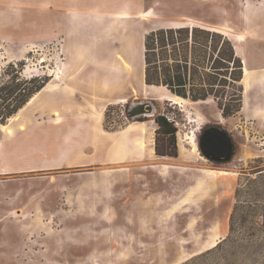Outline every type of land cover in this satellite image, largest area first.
<instances>
[{"label":"rangeland","instance_id":"374dc122","mask_svg":"<svg viewBox=\"0 0 264 264\" xmlns=\"http://www.w3.org/2000/svg\"><path fill=\"white\" fill-rule=\"evenodd\" d=\"M66 1L72 0H0V86L19 70L6 66L21 60L23 78L51 79L56 73L61 52L69 49L63 46ZM99 1L105 12L98 21L107 25L101 30L118 32L126 22L122 31L130 28L138 41L152 30L193 23L196 16L210 19V0L196 8L195 0ZM126 2L137 14L121 20L120 13H107ZM118 48V59L133 61ZM216 58L217 51L207 47L202 65L220 87L205 101L186 99L185 111L158 100L149 87L144 94L132 92L137 65L121 70L118 93L128 101L117 102L108 92L62 99L45 92L0 122V264H264L263 138L237 114L230 121L222 116L223 104L237 105L240 85L232 81L231 64L215 73L209 69ZM73 71L96 72L63 68ZM105 81L102 89L109 86ZM137 103L152 111L130 118ZM160 115L176 131L174 145L157 133L154 119ZM197 118L203 125L192 121ZM130 123L142 124L146 135L141 128L122 133ZM207 126L232 138L230 162L202 156L198 139ZM189 133L198 156L189 157ZM142 137L152 153L133 145ZM212 171L226 174L213 178ZM222 240L212 254L197 259Z\"/></svg>","mask_w":264,"mask_h":264},{"label":"crops","instance_id":"0c3cea01","mask_svg":"<svg viewBox=\"0 0 264 264\" xmlns=\"http://www.w3.org/2000/svg\"><path fill=\"white\" fill-rule=\"evenodd\" d=\"M210 19L195 17L193 23L187 22L183 27H199L204 30L213 31L227 38L235 53V56L242 63V78L239 82L241 87V108L237 116L242 121L251 125L262 136L264 145V0H210ZM201 5L202 0H195ZM67 8L64 13V44L69 47L61 52V61L57 65L56 73L51 75L47 86L49 91L43 88L39 93H50L56 98H69L77 94H98V98L104 96L105 92L111 94L119 102L124 98L120 90L122 83V72L124 68L140 65L141 71L136 82V89L144 94V36L141 34L138 41L137 33L127 28L122 31L126 22L119 24V29L104 31L101 27L107 25L100 24L98 17L104 14L102 4L99 0H72L66 1ZM91 5V6H89ZM137 11L130 3H120L115 10L108 14L120 13L121 20L134 16ZM110 24V23H109ZM108 24V25H109ZM73 29V30H72ZM72 30V31H71ZM109 33V38L106 39ZM108 37V36H107ZM123 47L125 52L132 55L133 61H123L119 58L116 50ZM93 58V59H92ZM90 70L96 72L90 75L85 72L83 75L63 72V68ZM101 70L105 75H101ZM65 74H68L64 76ZM71 74V75H70ZM104 81L109 86L100 87ZM53 82L60 87L53 88ZM65 85V87H64ZM107 90V91H106ZM38 93V94H39ZM232 117L226 118L230 121ZM250 126V127H251ZM262 141V139H261Z\"/></svg>","mask_w":264,"mask_h":264},{"label":"trees","instance_id":"16d2710c","mask_svg":"<svg viewBox=\"0 0 264 264\" xmlns=\"http://www.w3.org/2000/svg\"><path fill=\"white\" fill-rule=\"evenodd\" d=\"M212 37L210 41L207 38ZM216 37L217 39H214ZM144 82L148 86H162L170 93L193 102L205 101L213 96L214 89L218 86L216 78L206 73L202 65L208 49L217 51V64L215 62L209 69L213 73L219 72L223 64L232 65V81L239 84L242 78V63L235 56L230 41L221 34L201 29L199 27H169L149 31L144 36ZM218 46V48H217ZM223 47L228 50L224 51ZM226 53V54H225ZM219 59L221 61H219ZM190 63V64H189ZM18 66L19 70L12 76V82L0 86V122L15 116L34 96L47 84L49 77L35 76L30 79L22 77L25 69V60L9 63L6 68ZM228 69V66L224 67ZM5 69V68H4ZM241 87L238 88L239 98L237 105L230 107L221 106L224 118L232 117L240 111ZM232 101V100H231ZM154 122L158 126L157 133H162L171 138L175 143V129L164 116H157ZM233 213L231 215V223ZM232 230V224H230ZM220 241L215 247L199 256L197 259L208 256L224 243Z\"/></svg>","mask_w":264,"mask_h":264},{"label":"bare ground","instance_id":"6f19581e","mask_svg":"<svg viewBox=\"0 0 264 264\" xmlns=\"http://www.w3.org/2000/svg\"><path fill=\"white\" fill-rule=\"evenodd\" d=\"M148 87L151 88L152 92L157 96L158 100L169 101L171 104L177 105L178 107H180L184 111L187 109V101L188 100L170 93L165 87H162V86H148ZM31 103H32V100L30 102H28L27 105H29ZM192 121H194L198 126L203 125V123L200 120H198V118L196 120H192ZM63 123H64V121L59 123V124H63ZM141 125L142 124L130 123L121 132L122 133H127V132L132 133V132L141 128L140 131L143 133V135H146V133L143 130V128L141 127ZM186 139H187V145L190 147V150H189L190 156L189 157L198 156L197 144H196L194 133H192V134L189 133ZM133 143H134L133 145L139 151H143V152L148 153V154L153 152L152 145L146 143V141H144L143 137L135 139V141ZM185 153H187V151ZM221 174H226V173H219V172H215V171L211 172V175L213 176V178L218 176V175H221ZM197 184L201 185L202 181H198ZM212 232L217 237V235L220 233L219 223H215L212 226ZM212 242H214V243H212ZM208 243L211 246L215 245L214 239H210V241Z\"/></svg>","mask_w":264,"mask_h":264},{"label":"water","instance_id":"95a60500","mask_svg":"<svg viewBox=\"0 0 264 264\" xmlns=\"http://www.w3.org/2000/svg\"><path fill=\"white\" fill-rule=\"evenodd\" d=\"M141 112L137 114L129 113L130 118L144 115L145 111L151 112L149 104L140 103ZM146 108V109H145ZM213 131L204 130L198 139V147L202 156L218 164H225L232 160L234 155V143L232 138L219 129L213 128Z\"/></svg>","mask_w":264,"mask_h":264},{"label":"flooded vegetation","instance_id":"af4514ba","mask_svg":"<svg viewBox=\"0 0 264 264\" xmlns=\"http://www.w3.org/2000/svg\"><path fill=\"white\" fill-rule=\"evenodd\" d=\"M138 104H140V103L135 104V106H134V107L132 108V110H131V113H133V114H137V113L141 112L140 106H139ZM213 128H214V127L207 126L204 130H208V131L211 132V131L214 130Z\"/></svg>","mask_w":264,"mask_h":264}]
</instances>
